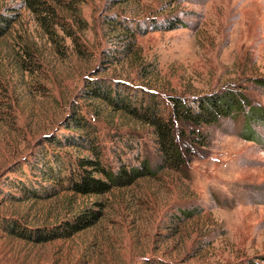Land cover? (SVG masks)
<instances>
[{
    "label": "rangeland",
    "instance_id": "374dc122",
    "mask_svg": "<svg viewBox=\"0 0 264 264\" xmlns=\"http://www.w3.org/2000/svg\"><path fill=\"white\" fill-rule=\"evenodd\" d=\"M27 1L0 0V264H264V0H42L71 36ZM114 21L141 27L122 60ZM96 82L154 97L164 119L172 99L237 106L194 133L178 124L184 162L162 168L149 125L84 96ZM84 137L112 173L154 175L90 194L44 178L96 159ZM89 208L93 224L43 239Z\"/></svg>",
    "mask_w": 264,
    "mask_h": 264
},
{
    "label": "trees",
    "instance_id": "16d2710c",
    "mask_svg": "<svg viewBox=\"0 0 264 264\" xmlns=\"http://www.w3.org/2000/svg\"><path fill=\"white\" fill-rule=\"evenodd\" d=\"M57 1H59L61 4V0ZM27 2L31 8L35 7L41 11V13L48 15L50 17V21L52 20L55 26H58L64 33L71 36L65 28V25L61 24L57 11L47 1L28 0ZM44 20H47V18L44 17ZM77 22L80 23V20ZM114 22L116 23H113L114 27L112 30H118V26L122 29V33L125 35L121 43L122 48L116 51L119 53V55L115 54V52L113 54L115 58L122 60L134 52V49L136 48L135 38L141 31V27L134 29L132 25H128L122 21ZM8 27L9 19L0 18V37L5 33V30ZM120 53L123 54L124 58L122 54L120 56ZM120 89L121 87L119 86L111 87L110 85H107L103 82H96L92 84V90H85L84 96L86 98L95 100L102 99L108 103L110 107H114L116 111L126 112L133 118H136L142 121L144 124L149 125L154 130L157 138L158 154L162 159V165L160 167L162 168H179V166L184 162V152L182 150L183 141L179 138V135L177 134L178 132H176V127L178 124L181 125V128H188L194 133V128L196 127L211 125L219 118L221 119L224 117H230L234 108L237 106V102L234 100V97H229L228 94L223 95L221 98L218 97L209 100L197 99L191 102L172 99L171 105L173 107V114L168 119H164L158 115V102H156L154 97L150 98L151 100L149 99L148 103L146 104L145 101L142 100L138 102V97L135 93ZM72 124L74 126H78L79 129L85 130L88 134H91L92 132L90 125L84 122V119L81 116L73 119ZM179 133L181 132L179 131ZM84 138L88 140L85 145L94 152L96 156L95 160L88 158L81 159L76 169L68 167V173H66L67 175L61 174L63 170L61 169V162L60 167L55 168V170L53 168H49L50 170L48 171L44 169L41 170L44 174L43 177L56 182L66 180V182H63L64 190L66 189L77 193L90 194L93 192H108L111 188H113V186H128L133 182L135 175L142 177L154 175V173L148 169L147 165L130 172L126 169L124 164H121L118 172L115 174L112 173V171L107 168V165L100 160L101 151L94 145V141L87 139L86 137ZM64 141L68 143L69 138L65 136ZM76 142L80 143L81 141L79 142L77 140ZM57 160L58 159L55 157L54 164L58 162ZM45 168H48V166ZM101 173H103L109 179L111 184L104 183L101 180H94L92 176L94 174ZM22 187L25 188V185ZM24 188L23 190L25 193L29 194L28 189ZM55 192L59 191L57 187L53 186L51 189L46 191H42L40 189L36 191V193L39 195L38 198L51 196ZM78 217L80 218H78L74 224H70L68 229L64 228L65 223L63 226H61L65 230L64 232L59 234H50V236L46 235L43 239L47 240L49 238L69 236L73 230H80L86 226H89L90 224H93L94 220L98 218V215H94L92 210L89 208ZM22 236L31 239L30 235L23 234Z\"/></svg>",
    "mask_w": 264,
    "mask_h": 264
}]
</instances>
